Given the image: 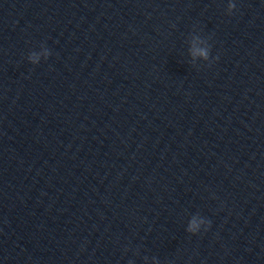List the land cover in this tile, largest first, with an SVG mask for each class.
Instances as JSON below:
<instances>
[{"label":"water","instance_id":"95a60500","mask_svg":"<svg viewBox=\"0 0 264 264\" xmlns=\"http://www.w3.org/2000/svg\"><path fill=\"white\" fill-rule=\"evenodd\" d=\"M0 264H264V0H0Z\"/></svg>","mask_w":264,"mask_h":264},{"label":"clouds","instance_id":"9594fccd","mask_svg":"<svg viewBox=\"0 0 264 264\" xmlns=\"http://www.w3.org/2000/svg\"><path fill=\"white\" fill-rule=\"evenodd\" d=\"M235 5L230 4L229 5V13H231L234 10ZM199 55L205 59H207V50L204 48H201L198 50ZM49 53L48 51L42 50L39 53L33 52L29 54L28 56V61L32 63L33 65H36L40 62L42 58L46 59L48 57ZM201 227H203L205 230L209 227V224L205 222L202 219H193L190 221L189 226H188V231L192 232L193 234L198 233L201 230Z\"/></svg>","mask_w":264,"mask_h":264}]
</instances>
